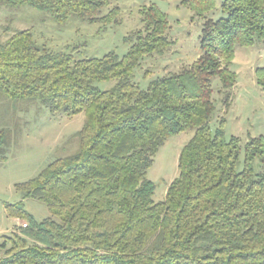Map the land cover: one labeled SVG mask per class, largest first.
Returning <instances> with one entry per match:
<instances>
[{
    "label": "trees",
    "instance_id": "obj_1",
    "mask_svg": "<svg viewBox=\"0 0 264 264\" xmlns=\"http://www.w3.org/2000/svg\"><path fill=\"white\" fill-rule=\"evenodd\" d=\"M113 0H0L3 8L30 6L59 24L71 18L116 22ZM204 19L201 55L178 73L135 82L145 58L173 44L166 15L154 4L142 11L143 27L124 56L74 60L39 47L30 30L0 40V100L44 105L68 117L85 112L79 150L35 179L16 185L24 199L47 205L38 222L23 203L8 205L24 225L1 245L0 264H264V136L227 138L225 120L212 128L219 79L229 107L237 75V47L264 40V0H180ZM219 14V18L209 14ZM264 91V68L256 70ZM102 82H112L105 90ZM194 131L178 160V177L165 199L154 200L147 172L172 136ZM9 130H0V160ZM259 160L262 169L255 173Z\"/></svg>",
    "mask_w": 264,
    "mask_h": 264
},
{
    "label": "rangeland",
    "instance_id": "obj_2",
    "mask_svg": "<svg viewBox=\"0 0 264 264\" xmlns=\"http://www.w3.org/2000/svg\"><path fill=\"white\" fill-rule=\"evenodd\" d=\"M223 1L216 0L218 10ZM152 4L166 15L173 44L163 56L145 58L142 68L136 70L135 82L146 89L152 79L178 73L201 55L204 19L193 9L181 6L180 0H113L102 13L105 15L116 9V22L106 25L91 24L78 18L59 24L49 12L30 6L3 8L0 10V40H7L17 31L30 30L39 47L72 55L76 61L102 58L112 51L122 57L131 46L126 38L143 27L142 11ZM219 14L216 11L209 17L219 18ZM258 68H264V40L235 49L231 70L237 75V83L230 91L229 107L223 102L225 92L221 81L213 80L216 113L211 126L215 129L224 119L227 138L236 136L240 139V169L246 143L250 138L264 136V91L257 83ZM112 85V82H102L99 87L105 90ZM86 119L85 112L68 117L62 113L52 114L39 102L0 100V130H9L10 143L6 158L0 160V259L5 255L1 247L3 241L24 225L21 220L9 216L8 205L22 202L24 209L38 222L50 217L46 204L24 199L16 185L35 179L50 164L75 154L80 147L77 134ZM193 136L194 131L190 130L170 137L155 156L147 178L156 185V202L165 199L169 186L178 177L180 153ZM261 169L256 160L255 173H260Z\"/></svg>",
    "mask_w": 264,
    "mask_h": 264
}]
</instances>
